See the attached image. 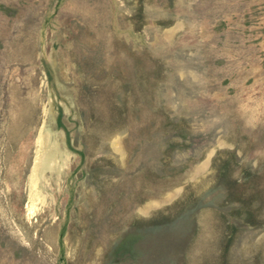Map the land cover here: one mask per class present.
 Masks as SVG:
<instances>
[{
  "label": "rangeland",
  "instance_id": "rangeland-1",
  "mask_svg": "<svg viewBox=\"0 0 264 264\" xmlns=\"http://www.w3.org/2000/svg\"><path fill=\"white\" fill-rule=\"evenodd\" d=\"M0 264H264V0H0Z\"/></svg>",
  "mask_w": 264,
  "mask_h": 264
}]
</instances>
